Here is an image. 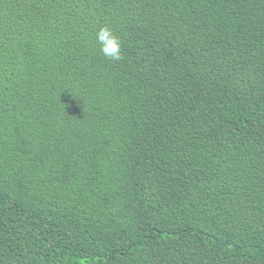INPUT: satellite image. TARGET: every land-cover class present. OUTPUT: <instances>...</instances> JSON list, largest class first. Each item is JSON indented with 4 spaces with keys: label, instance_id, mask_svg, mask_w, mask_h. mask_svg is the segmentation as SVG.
Returning <instances> with one entry per match:
<instances>
[{
    "label": "trees",
    "instance_id": "obj_1",
    "mask_svg": "<svg viewBox=\"0 0 264 264\" xmlns=\"http://www.w3.org/2000/svg\"><path fill=\"white\" fill-rule=\"evenodd\" d=\"M0 264H264V0H0Z\"/></svg>",
    "mask_w": 264,
    "mask_h": 264
},
{
    "label": "clouds",
    "instance_id": "obj_2",
    "mask_svg": "<svg viewBox=\"0 0 264 264\" xmlns=\"http://www.w3.org/2000/svg\"><path fill=\"white\" fill-rule=\"evenodd\" d=\"M96 40L100 44V51L103 55L112 61L122 59V40L113 29L104 25L96 32Z\"/></svg>",
    "mask_w": 264,
    "mask_h": 264
}]
</instances>
